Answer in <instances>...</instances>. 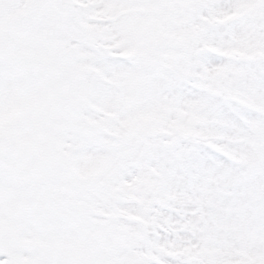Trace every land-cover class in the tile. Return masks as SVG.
I'll return each mask as SVG.
<instances>
[{"label":"snow or ice","instance_id":"snow-or-ice-1","mask_svg":"<svg viewBox=\"0 0 264 264\" xmlns=\"http://www.w3.org/2000/svg\"><path fill=\"white\" fill-rule=\"evenodd\" d=\"M0 264H264V0H0Z\"/></svg>","mask_w":264,"mask_h":264}]
</instances>
